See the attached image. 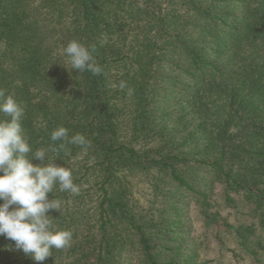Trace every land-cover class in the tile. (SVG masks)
Listing matches in <instances>:
<instances>
[{"label": "trees", "instance_id": "1", "mask_svg": "<svg viewBox=\"0 0 264 264\" xmlns=\"http://www.w3.org/2000/svg\"><path fill=\"white\" fill-rule=\"evenodd\" d=\"M72 40L101 75L62 65ZM0 89L79 187L49 193L69 247L37 262L0 236V264H209L198 220L262 261L264 0H0Z\"/></svg>", "mask_w": 264, "mask_h": 264}, {"label": "clouds", "instance_id": "2", "mask_svg": "<svg viewBox=\"0 0 264 264\" xmlns=\"http://www.w3.org/2000/svg\"><path fill=\"white\" fill-rule=\"evenodd\" d=\"M94 51V47L72 40L62 52L71 70L62 65L69 73L75 70L101 75L104 70L95 62ZM120 87L125 84L121 82ZM23 115L16 98L0 89V236L13 241L15 250L43 262L53 255V249L67 248L73 239L70 229H57L53 224L49 213L55 210L61 215L62 208L59 200L49 199V193L58 187L61 192L79 194V187L70 167L49 162L46 149L33 150L23 129ZM50 138L60 141L61 149L89 144L85 135H70L64 126L54 129ZM34 159L41 163H33Z\"/></svg>", "mask_w": 264, "mask_h": 264}, {"label": "rangeland", "instance_id": "3", "mask_svg": "<svg viewBox=\"0 0 264 264\" xmlns=\"http://www.w3.org/2000/svg\"><path fill=\"white\" fill-rule=\"evenodd\" d=\"M221 191L222 186L218 185L216 189V197L222 204L223 214H230L231 220L233 221L234 217L232 213H230L229 208H225L223 205ZM193 215L199 217L197 208L193 211ZM216 232L217 231L213 228H207L201 220H198L195 225V233L196 236L200 237L204 257L211 259L209 264H255L252 262L251 258L246 255L243 248L238 246V242L232 235L226 231H222L218 233L220 235L218 236ZM263 262L264 257H262V261L258 262V264H262Z\"/></svg>", "mask_w": 264, "mask_h": 264}]
</instances>
